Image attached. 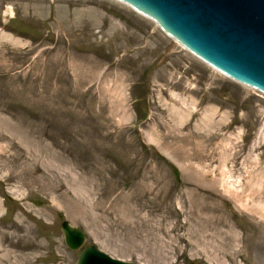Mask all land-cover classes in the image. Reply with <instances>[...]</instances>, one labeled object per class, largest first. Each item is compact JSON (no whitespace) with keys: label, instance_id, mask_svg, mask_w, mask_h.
Returning a JSON list of instances; mask_svg holds the SVG:
<instances>
[{"label":"rangeland","instance_id":"1","mask_svg":"<svg viewBox=\"0 0 264 264\" xmlns=\"http://www.w3.org/2000/svg\"><path fill=\"white\" fill-rule=\"evenodd\" d=\"M176 42L119 0H0V264H76L64 220L128 262L264 264V93Z\"/></svg>","mask_w":264,"mask_h":264},{"label":"water","instance_id":"2","mask_svg":"<svg viewBox=\"0 0 264 264\" xmlns=\"http://www.w3.org/2000/svg\"><path fill=\"white\" fill-rule=\"evenodd\" d=\"M154 19L193 54L235 81L264 92V0H120ZM76 264H139L119 260L68 220L60 223ZM190 264H201L191 260Z\"/></svg>","mask_w":264,"mask_h":264},{"label":"bare ground","instance_id":"3","mask_svg":"<svg viewBox=\"0 0 264 264\" xmlns=\"http://www.w3.org/2000/svg\"><path fill=\"white\" fill-rule=\"evenodd\" d=\"M133 8V7H132ZM134 9V8H133ZM135 10V9H134ZM137 11V10H135ZM138 12V11H137ZM140 14H142L141 12H138ZM144 15V14H142ZM146 16V15H144ZM148 17V16H146ZM150 18V17H148ZM152 19V18H150ZM158 26H160L154 19H152ZM161 28V26H160ZM162 29V28H161ZM163 30V29H162ZM164 31V30H163ZM170 35V34H169ZM4 37H6V39H10V40H16V39H13L11 37V34H5ZM177 42L176 43H179L181 44V46H183L184 48L185 47V44H183L181 41L179 40H176ZM224 74V73H223ZM170 96L173 100V109H174V112L176 114V116L178 117V121L176 120V123L181 126L184 124V122L187 120V118L190 116V114L194 111V108L192 107V103L188 102V100L183 96H181L180 94H178L177 92L175 91H171L170 93ZM173 111V110H172ZM209 112V111H208ZM208 112L205 113V118L203 119V122H206L205 124H207V122L209 123V117H206L208 115ZM218 112V108L216 107L215 109V114H217ZM225 113L222 115L224 116ZM229 188V187H228ZM230 189V188H229ZM1 204V203H0ZM191 263V262H190Z\"/></svg>","mask_w":264,"mask_h":264}]
</instances>
